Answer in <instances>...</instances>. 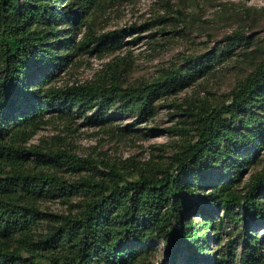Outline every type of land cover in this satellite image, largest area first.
<instances>
[{
  "label": "trees",
  "instance_id": "trees-1",
  "mask_svg": "<svg viewBox=\"0 0 264 264\" xmlns=\"http://www.w3.org/2000/svg\"><path fill=\"white\" fill-rule=\"evenodd\" d=\"M104 2L0 0V264H155L157 244L171 256L162 264L181 258L184 264H229L226 253L211 249L226 223L245 238L240 264H264V235L251 230L264 226V172L245 193L237 188L264 144V63L230 104L193 114L196 123L182 150L156 174L123 173L68 152L26 146L54 119L84 116V125H105L116 105L149 121L157 100L190 79L176 71L131 89L57 86L81 54L114 53L136 30L98 36L89 21ZM83 27L87 34L78 39ZM207 69L202 63L188 72L202 75ZM83 171L79 182L64 178ZM214 173L218 181L211 184ZM76 196L70 214L55 216L49 232L39 236L40 203L61 198L71 204ZM192 213H201V221Z\"/></svg>",
  "mask_w": 264,
  "mask_h": 264
},
{
  "label": "rangeland",
  "instance_id": "rangeland-1",
  "mask_svg": "<svg viewBox=\"0 0 264 264\" xmlns=\"http://www.w3.org/2000/svg\"><path fill=\"white\" fill-rule=\"evenodd\" d=\"M89 22L98 36L136 30L126 34L123 47L114 53L81 54L57 80V86L99 83L131 89L164 80L176 71L190 79L157 100L156 114L149 121H139L116 105L108 111L109 122L101 126L84 125V116L69 121L54 119L26 144L28 148L68 152L97 162L100 168L109 165L123 173L152 170L156 174L182 150L186 133L196 123L193 114L204 113L201 107L230 104L234 92L264 63V0H105ZM86 34L83 27L78 39ZM202 63L208 66L207 73L188 72ZM261 172L264 144L237 183L239 191L245 193ZM85 174L67 173L64 178L74 183ZM217 178L214 173L207 182L215 184ZM261 196L264 198V192ZM79 200L76 196L71 204L61 198L41 202L37 234L46 235L50 221L69 215L70 205ZM190 217L195 222L202 219L201 213ZM251 230L264 235V226ZM220 232L219 238L212 239L211 249L226 253L229 264H240L245 238L238 237L236 226L228 223ZM152 262H171L164 244L156 245ZM176 264H184L183 258Z\"/></svg>",
  "mask_w": 264,
  "mask_h": 264
}]
</instances>
